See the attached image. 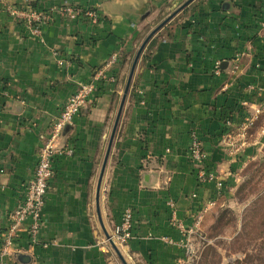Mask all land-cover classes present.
<instances>
[{
  "label": "crops",
  "instance_id": "0c3cea01",
  "mask_svg": "<svg viewBox=\"0 0 264 264\" xmlns=\"http://www.w3.org/2000/svg\"><path fill=\"white\" fill-rule=\"evenodd\" d=\"M186 1L0 0V246L41 139L68 98L106 64L115 77L97 83L56 143L63 153L53 158L36 242L28 220L9 264H186L187 240L172 213L196 229L231 196L242 167L262 154L264 0H193L144 47L101 175L136 52L159 17ZM27 4L54 10L40 39L2 9ZM64 6L94 9L98 22L55 11ZM192 136L221 192L214 182H198L188 154ZM125 209L132 211V237L114 250L106 235Z\"/></svg>",
  "mask_w": 264,
  "mask_h": 264
},
{
  "label": "built area",
  "instance_id": "2783aa9c",
  "mask_svg": "<svg viewBox=\"0 0 264 264\" xmlns=\"http://www.w3.org/2000/svg\"><path fill=\"white\" fill-rule=\"evenodd\" d=\"M3 11L11 18L23 22L32 36L39 38L41 36L42 27L52 21L54 10L51 11H36L27 5H3ZM57 13L66 15L68 18L76 19L78 17H86L92 23H97L99 15L94 9L82 10L80 8L64 6L58 10ZM40 39V38H39ZM108 64H106L105 68ZM105 68H102L94 73L91 80L87 83L78 85L75 93L71 95L59 115L53 121L49 133L42 138L41 144L37 154V163L33 175L28 179L23 190V198L21 203L8 214L7 226L1 235L0 246V264H9L10 255L14 251V240L18 238L24 223L30 221L28 226L29 239L32 243L36 242V237L41 226V214L45 203V197L48 190L50 180L54 177L53 158L56 155L63 153L62 147L56 145L58 140L62 137L64 130L72 124L73 118L80 112L82 107L93 98L97 83L101 81L114 82L115 77L109 76ZM218 65L215 67V72L218 73ZM243 137V135H240ZM243 144L241 143V146ZM235 151L238 149H234ZM70 156L71 149L66 151ZM189 160L194 166L196 177L199 183L214 182L215 188L221 192L223 184L216 176L207 171L206 156L201 148L200 142L192 136L188 148ZM170 208H173V203H168ZM208 206H214L210 202ZM172 221L175 227L186 237L184 245V254L189 257L191 249V235L195 232L191 229H186L182 223L177 222L175 214L172 213ZM133 219L132 211L125 209L121 215L120 222L115 226L113 233L105 240L109 243L111 240L114 244L125 246L132 237Z\"/></svg>",
  "mask_w": 264,
  "mask_h": 264
},
{
  "label": "rangeland",
  "instance_id": "374dc122",
  "mask_svg": "<svg viewBox=\"0 0 264 264\" xmlns=\"http://www.w3.org/2000/svg\"><path fill=\"white\" fill-rule=\"evenodd\" d=\"M261 153L242 167L231 196L199 221L191 235L186 264H264V147ZM257 202L263 217L259 216L261 211L252 209ZM250 221L257 228L246 237L242 231Z\"/></svg>",
  "mask_w": 264,
  "mask_h": 264
},
{
  "label": "water",
  "instance_id": "95a60500",
  "mask_svg": "<svg viewBox=\"0 0 264 264\" xmlns=\"http://www.w3.org/2000/svg\"><path fill=\"white\" fill-rule=\"evenodd\" d=\"M193 0H187L186 2H184L181 6H179L174 12H172L167 18H165L158 26H156L148 35L147 37L143 40L142 44L140 45V47L138 48L137 52H136V55L133 59V62L131 64V67H130V71H129V74H128V77H127V80H126V83H125V87H124V90H123V94H122V98H121V102H120V105H119V109H118V112H117V115H116V119H115V122H114V126H113V130H112V133H111V136H110V139H109V144H108V148H107V152H106V155H105V159H104V162H103V166H102V170H101V175H102V172L104 170V166L106 164V160H107V157H108V153H109V150H110V146H111V143H112V139L114 137V133H115V129H116V125L118 123V119H119V116H120V113H121V110H122V107H123V104H124V101H125V98H126V95L128 93V90H129V87H130V83H131V80H132V77H133V74H134V70H135V67H136V64L138 62V59L144 49V47L146 46V44L148 43V41L150 40V38L158 31L160 30L167 22H169L176 14H178L179 12H181L186 6H188ZM100 179H101V176H100ZM99 184H100V181L98 182V188H99ZM106 238H109L108 235H106ZM110 241V245L112 246V248L114 250H116V246L115 244L111 241Z\"/></svg>",
  "mask_w": 264,
  "mask_h": 264
},
{
  "label": "trees",
  "instance_id": "16d2710c",
  "mask_svg": "<svg viewBox=\"0 0 264 264\" xmlns=\"http://www.w3.org/2000/svg\"><path fill=\"white\" fill-rule=\"evenodd\" d=\"M258 205H259V202L253 204V206H254V208H252L253 211H255V210H256L257 212L259 211V208L257 209V206H258ZM256 211H255V212H256ZM260 211H261V209H260ZM260 211H259V212H260ZM257 212H256V213H257ZM259 216L263 217V212H262V211H261V213L259 214ZM248 224H249V225H248ZM248 224H246V227H247L246 229H248V228H249V229H248L247 231H245L246 229H245V227H244V229H243V231H242V233H244V234L246 235V237H249L250 233L253 232V230H255V229L257 228L256 226H251V221H250ZM249 259H251V258L248 257V260H249ZM244 262H245V261H244ZM246 262H247V261H246ZM228 264H230V263H228ZM233 264H243V263H241L240 261H235Z\"/></svg>",
  "mask_w": 264,
  "mask_h": 264
}]
</instances>
